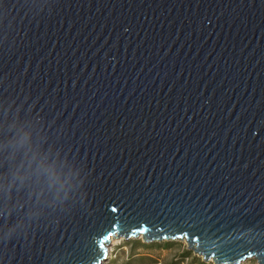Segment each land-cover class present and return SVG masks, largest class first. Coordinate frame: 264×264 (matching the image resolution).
<instances>
[{"label":"water","instance_id":"obj_1","mask_svg":"<svg viewBox=\"0 0 264 264\" xmlns=\"http://www.w3.org/2000/svg\"><path fill=\"white\" fill-rule=\"evenodd\" d=\"M111 237L264 264V0H0V264Z\"/></svg>","mask_w":264,"mask_h":264},{"label":"rangeland","instance_id":"obj_2","mask_svg":"<svg viewBox=\"0 0 264 264\" xmlns=\"http://www.w3.org/2000/svg\"><path fill=\"white\" fill-rule=\"evenodd\" d=\"M109 260L104 264H213L187 248L185 241L145 243L141 238L119 239L111 245ZM242 264H256L247 260Z\"/></svg>","mask_w":264,"mask_h":264},{"label":"snow or ice","instance_id":"obj_3","mask_svg":"<svg viewBox=\"0 0 264 264\" xmlns=\"http://www.w3.org/2000/svg\"><path fill=\"white\" fill-rule=\"evenodd\" d=\"M108 236H109V233L102 234L96 244V248L99 251L100 256L102 257H106L107 255L105 244L107 243ZM97 261H99V257H97Z\"/></svg>","mask_w":264,"mask_h":264},{"label":"bare ground","instance_id":"obj_4","mask_svg":"<svg viewBox=\"0 0 264 264\" xmlns=\"http://www.w3.org/2000/svg\"><path fill=\"white\" fill-rule=\"evenodd\" d=\"M116 240H119V239L115 238V237H111L110 238V244L113 245L116 242ZM110 244H109V247H108V253L111 251L110 250V247H111Z\"/></svg>","mask_w":264,"mask_h":264}]
</instances>
